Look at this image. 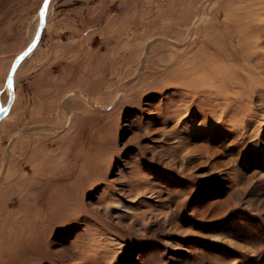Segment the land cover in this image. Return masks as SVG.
Returning a JSON list of instances; mask_svg holds the SVG:
<instances>
[{
  "label": "rangeland",
  "instance_id": "rangeland-1",
  "mask_svg": "<svg viewBox=\"0 0 264 264\" xmlns=\"http://www.w3.org/2000/svg\"><path fill=\"white\" fill-rule=\"evenodd\" d=\"M42 0H0V105ZM0 120V264H264V0H51Z\"/></svg>",
  "mask_w": 264,
  "mask_h": 264
},
{
  "label": "water",
  "instance_id": "water-1",
  "mask_svg": "<svg viewBox=\"0 0 264 264\" xmlns=\"http://www.w3.org/2000/svg\"><path fill=\"white\" fill-rule=\"evenodd\" d=\"M50 1L51 0H42L38 9V20L32 38L22 50H20L17 54H15V56L12 59L9 70L4 79V85L5 88L7 89V99L4 105H0V120L8 113L15 97V92H14L15 71L19 66V64L21 63V61L26 56H28L31 53V51L35 48L42 35L43 29L45 27L46 14Z\"/></svg>",
  "mask_w": 264,
  "mask_h": 264
},
{
  "label": "bare ground",
  "instance_id": "bare-ground-1",
  "mask_svg": "<svg viewBox=\"0 0 264 264\" xmlns=\"http://www.w3.org/2000/svg\"><path fill=\"white\" fill-rule=\"evenodd\" d=\"M47 11H48V10H47ZM37 20H38V19H37ZM46 20H47V14H46ZM45 24H46V22H45ZM43 30H44V29H43ZM42 33H43V32H42ZM40 38H41V37H40ZM39 41H40V39H39ZM39 41H38V43H39ZM38 43H37V45H38ZM37 45H36V46H37ZM36 46H35V48H36ZM35 48H34V49H35ZM34 49H33V50H34ZM33 50H32V51H33ZM32 51H31V52H32ZM16 54H17V53H16ZM30 54H31V53H30ZM30 54H29V55H30ZM26 57H27V56H26ZM26 57H25V58H26ZM25 58H24V59H25ZM24 59H23V60H24ZM23 60H22V61H23ZM22 61H21V62H22ZM19 65H20V64H19ZM17 68H18V67H17ZM16 70H17V69H16ZM15 72H16V71H15ZM14 75H15V74H14ZM14 82H15V81H14ZM14 86H15V84H14ZM14 92H15V89H14ZM8 112H9V111H8Z\"/></svg>",
  "mask_w": 264,
  "mask_h": 264
},
{
  "label": "crops",
  "instance_id": "crops-1",
  "mask_svg": "<svg viewBox=\"0 0 264 264\" xmlns=\"http://www.w3.org/2000/svg\"><path fill=\"white\" fill-rule=\"evenodd\" d=\"M46 25H47V21H46V24H45V26H46ZM44 28H45V27H44ZM42 34H43V33H42ZM41 37H42V35H41ZM14 101H15V97H14L13 103H14ZM13 103H12V105H13ZM12 105H11V107H10L9 111L11 110V108H12ZM8 113H9V112H8ZM8 113H7V114H8ZM7 114H6V115H7ZM6 115H5V116H6ZM5 116H4V117H5Z\"/></svg>",
  "mask_w": 264,
  "mask_h": 264
}]
</instances>
